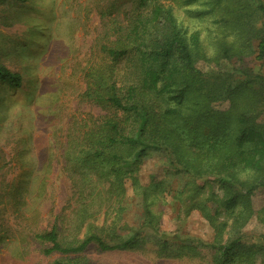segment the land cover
<instances>
[{"label": "trees", "instance_id": "16d2710c", "mask_svg": "<svg viewBox=\"0 0 264 264\" xmlns=\"http://www.w3.org/2000/svg\"><path fill=\"white\" fill-rule=\"evenodd\" d=\"M90 1L101 27L89 46L82 97L105 112L72 119L64 158L72 187H80V204L73 218L59 214L34 235L41 254L62 255L51 264H95L87 254L91 248L113 253L147 241L139 229L118 233L125 224L112 201L106 202L111 220L105 216L95 224L104 194L93 195L90 178H84L97 167L96 183L104 180L107 193L130 174L142 201L140 227L160 234L154 241L159 255L174 253L159 231L161 210L151 207L161 199L158 185H141L133 175L149 151H165L176 171L193 179L190 195L202 189L195 179L217 185L199 208L212 228L211 240L195 239L198 247L182 251L212 264H264V228L254 240H243L253 216L264 227V203L255 209L251 201L264 188V70L253 67L264 64V0ZM55 2L51 13L58 11V21L48 42L58 62L72 47L75 19ZM175 7L208 19L205 34L184 28ZM60 35L63 43L55 46ZM0 80L18 86L21 76L0 66Z\"/></svg>", "mask_w": 264, "mask_h": 264}, {"label": "rangeland", "instance_id": "374dc122", "mask_svg": "<svg viewBox=\"0 0 264 264\" xmlns=\"http://www.w3.org/2000/svg\"><path fill=\"white\" fill-rule=\"evenodd\" d=\"M55 1L56 5L63 4L68 16L75 19L72 47L65 61L58 62L52 60L49 49L53 45L48 42L58 21V11L51 13L54 0L53 3L52 0H0V66L21 76L18 86L0 80V264H51L62 257L56 252L42 255L34 235L49 229L59 214L73 218L80 204V187H72L68 175L71 165L64 158L66 135L74 123L72 119L105 112L82 97L89 46L101 27L96 3ZM99 2L104 4L102 0ZM183 8L173 10L183 27L189 32L200 29L205 34L204 27L209 20L195 19ZM54 42L60 46L62 36L55 37ZM253 67L264 70V64L254 63ZM135 168L133 175L141 185H158L156 188L160 189L161 199L151 207L156 212L161 210L159 231L166 235L167 243L174 246L175 252L159 255L154 241L158 237L161 240L160 234L140 227L142 201L133 192L130 174L114 184V191L107 193L103 190L104 180L96 183L95 174L99 171L100 175L101 169L97 167L96 171H87L84 178H90L88 186L93 195L100 190L104 194L103 204L93 216L95 224L105 216L111 220L114 212L106 202L112 201L119 209L120 224H125L118 233L139 229L147 241L138 248L113 253H98L91 248L87 254L94 256V263L212 264L207 259L192 257L182 248L198 247L195 239L211 240L212 228L199 208L208 192L217 190V185L195 179V184L202 185V189L190 195L193 179L176 171L165 151H149ZM77 172L73 171L75 180L79 178ZM251 201L255 209L263 205L264 188L257 189ZM263 228L253 216L243 227V240H254ZM201 249L208 255L207 248Z\"/></svg>", "mask_w": 264, "mask_h": 264}]
</instances>
